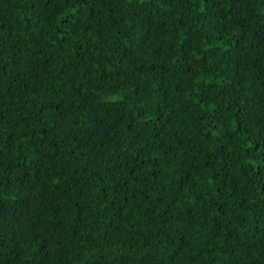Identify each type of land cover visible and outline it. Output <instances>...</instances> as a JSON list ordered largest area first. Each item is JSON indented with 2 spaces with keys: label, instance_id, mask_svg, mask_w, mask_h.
<instances>
[{
  "label": "trees",
  "instance_id": "obj_1",
  "mask_svg": "<svg viewBox=\"0 0 264 264\" xmlns=\"http://www.w3.org/2000/svg\"><path fill=\"white\" fill-rule=\"evenodd\" d=\"M0 264H264V0H0Z\"/></svg>",
  "mask_w": 264,
  "mask_h": 264
}]
</instances>
